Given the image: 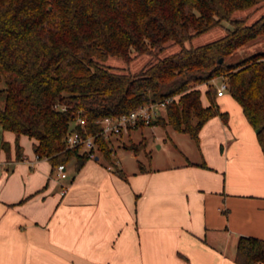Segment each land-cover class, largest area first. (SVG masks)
Segmentation results:
<instances>
[{
    "label": "trees",
    "instance_id": "trees-1",
    "mask_svg": "<svg viewBox=\"0 0 264 264\" xmlns=\"http://www.w3.org/2000/svg\"><path fill=\"white\" fill-rule=\"evenodd\" d=\"M262 7L264 0H0V127L35 138V153L54 167L75 158L79 169L88 152L65 141L79 114L86 119L84 134H95L97 151L110 158L114 148L101 132V119L174 96L165 114L148 124H170L199 144L208 119L221 115L227 121L213 82L222 77L264 152V50L232 60L264 36V15L249 23L235 13ZM224 21L231 27L221 37L186 46ZM173 43L178 51L157 56ZM145 53L154 58L135 73L103 62L109 56L131 62ZM205 83L208 105L202 101ZM135 144L126 148L145 151L142 141ZM2 145L9 156V143ZM16 146L20 158L18 138ZM235 260L264 263V239L241 235Z\"/></svg>",
    "mask_w": 264,
    "mask_h": 264
},
{
    "label": "crops",
    "instance_id": "crops-1",
    "mask_svg": "<svg viewBox=\"0 0 264 264\" xmlns=\"http://www.w3.org/2000/svg\"><path fill=\"white\" fill-rule=\"evenodd\" d=\"M215 98L227 121L208 119L196 149L131 171L97 155L60 178L35 138L0 127V264H240L238 238L264 239V152L241 104Z\"/></svg>",
    "mask_w": 264,
    "mask_h": 264
},
{
    "label": "rangeland",
    "instance_id": "rangeland-1",
    "mask_svg": "<svg viewBox=\"0 0 264 264\" xmlns=\"http://www.w3.org/2000/svg\"><path fill=\"white\" fill-rule=\"evenodd\" d=\"M251 10L252 9L239 10L235 13V17H248V22L251 23L264 15V11L256 12V10ZM227 27H231V23L229 21H224L223 25H218L208 31L195 35L191 40L186 42V46H197L219 38L226 33ZM180 47L181 46L179 44H169L163 50L158 52L157 56L164 57L168 54L178 51ZM262 50H264V36L244 46L241 50H239L237 54L232 56V60H238L244 56ZM153 58V55L145 53L134 57L131 62H126L122 58L117 56H109L103 62L104 64L120 72L135 73ZM223 80L224 79L222 77H218L215 78L213 82L214 84H216V86H219L223 82ZM3 85L4 84L1 83L0 87H2ZM202 92L204 99H206V92L204 90ZM3 102L4 95L0 94V106L3 105ZM1 131L2 130L0 128V133ZM111 140L113 141L116 149L111 154L110 158H106L101 152H97L99 156L101 155V161L106 162L111 166H118L120 160L121 164L128 171L135 170L137 168L138 158L140 160H143L145 163H148L150 160L151 162L158 164L166 160L172 161L176 159V161H178L183 150L187 151L190 147H194L195 149L197 148L195 141L187 132L178 131L174 129L170 124H146L144 126L140 125V127L134 128L130 133L125 132L123 137L113 135L111 137ZM140 141H142V145L144 146L145 151L147 146L149 155H147L144 150H141L139 152V155H137L134 154L132 150L126 148L127 145H130L132 143L137 144ZM72 166L73 163H70V170Z\"/></svg>",
    "mask_w": 264,
    "mask_h": 264
},
{
    "label": "built area",
    "instance_id": "built-area-1",
    "mask_svg": "<svg viewBox=\"0 0 264 264\" xmlns=\"http://www.w3.org/2000/svg\"><path fill=\"white\" fill-rule=\"evenodd\" d=\"M225 91H227V82L223 80V82L217 87V94L223 95ZM173 99L174 96H169L162 101H151L141 104L128 113L106 116L100 120L102 123L101 132L110 140L113 135L119 136L123 130L130 127H137L140 122L148 124L153 118L161 115L162 111L166 110L168 103L173 101ZM74 125L75 126L70 127L66 133L65 141L67 146H81L82 149L88 152L89 158H96L98 155V148L95 134H84L86 132V119L79 114ZM76 125H80L81 128H78ZM35 158L38 159L40 156L36 154ZM31 163H34V161H31ZM56 169L60 178L67 177L66 165L64 163L58 164ZM67 188L68 187L65 186L61 193L64 194L67 191Z\"/></svg>",
    "mask_w": 264,
    "mask_h": 264
},
{
    "label": "water",
    "instance_id": "water-1",
    "mask_svg": "<svg viewBox=\"0 0 264 264\" xmlns=\"http://www.w3.org/2000/svg\"><path fill=\"white\" fill-rule=\"evenodd\" d=\"M223 59L221 58L220 61H222Z\"/></svg>",
    "mask_w": 264,
    "mask_h": 264
}]
</instances>
